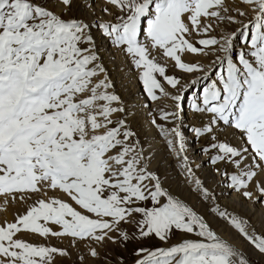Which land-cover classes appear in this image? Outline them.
Masks as SVG:
<instances>
[{
    "label": "snow or ice",
    "instance_id": "1",
    "mask_svg": "<svg viewBox=\"0 0 264 264\" xmlns=\"http://www.w3.org/2000/svg\"><path fill=\"white\" fill-rule=\"evenodd\" d=\"M104 5L110 20L97 15L96 0H0V202L23 206L0 224V264H56L71 255L23 236L68 238L78 252L82 246L80 264H113L108 245L127 250L149 240L169 246L136 247L133 264H259L264 230L195 176L182 115L186 93L208 81L192 91L200 124L191 131L209 138L203 151L214 153L222 182L264 204V0ZM94 30L128 58L150 102H170L158 112L146 104L148 123L177 155L202 211L153 166L154 149L132 127Z\"/></svg>",
    "mask_w": 264,
    "mask_h": 264
},
{
    "label": "bare ground",
    "instance_id": "2",
    "mask_svg": "<svg viewBox=\"0 0 264 264\" xmlns=\"http://www.w3.org/2000/svg\"><path fill=\"white\" fill-rule=\"evenodd\" d=\"M104 6H106L104 5V3L103 4L99 3V1L96 0L97 15L101 16L102 19L104 20L112 19L111 16L104 15L100 11V9ZM80 11L83 12L82 9ZM234 27L235 26H233V28ZM213 35H215V33H213ZM94 36L96 39L101 60L105 68L107 69V73L110 77V81L115 86V91L122 97V99L125 102L128 103L127 107L129 109V113H128L129 119L132 122L133 118L137 117L143 121L145 119L146 121V125L145 127H143L142 132L149 133L150 145L153 147L154 155H155V161L153 166L157 168V166L161 163L164 172L165 173L167 172L166 174L170 176V179H172L174 182H179L184 185V180L179 175L180 170L178 168V164L180 161L178 160L177 155L173 152H170L167 149L164 140L162 139L158 130L155 127H151L148 123L151 113L147 111L145 105L146 104L148 105L149 99L147 98L143 90V87L137 81L136 72H134V69H132L133 67L130 68L129 64L126 63L125 61L124 55L118 52V50H116L114 46L109 42V40L103 37L98 30H94ZM198 38L199 37L193 36V39H198ZM186 57L187 60L201 59L200 57H196L192 55H186L185 58ZM126 65L130 68V69L128 68L129 71L128 70L126 71L127 73L124 72ZM187 79L188 78L186 77V80ZM205 84L206 83H204L203 85ZM135 85H137V89ZM138 96L141 97V101H139ZM190 104H191V99H190ZM149 106L154 111L158 112L160 108L170 107V102L166 98H162L161 101L159 102L149 103ZM182 124H183V132L186 130H188L189 132L187 136L184 135L185 144H186L185 155L188 156L191 154L195 158V163L191 166L194 170L195 176L197 174V171H200L203 173V176L206 178L207 181H210L211 179V181L213 183L218 184V186L222 184L223 186L217 192L218 194L217 199L219 203L222 206L228 207L229 205L230 206L235 205L241 207L244 210H247L250 216L253 218L254 225H256L257 227L261 226L262 222H264V207L261 206V204L253 203V202L243 203L242 202L243 200H241L236 193L232 194L233 191L228 187L226 178H223V182H222V178L217 173H214L215 170L213 172L212 169L208 167V161L210 160L211 156L208 153H204L203 144L195 141L197 138L194 136L191 129L193 126H199L200 120L198 118L193 117L190 108L188 109L187 113L184 114L183 112ZM223 131L224 129L221 128L220 132ZM228 137H231V135L229 134ZM233 141L236 142L235 140ZM192 197L197 198L194 195ZM21 207L23 206H19L15 204H9L7 207H5L3 206V203L0 202V224L12 222L13 214L21 211ZM257 207H259L260 209ZM25 237L27 240H29L32 243L42 244L43 241V239L39 240L35 236H25ZM63 241L66 247L70 248V251L74 252V249L76 248L70 245V240L65 239ZM81 251L84 252L82 250V246H81ZM261 259L264 261V258H260L259 260Z\"/></svg>",
    "mask_w": 264,
    "mask_h": 264
},
{
    "label": "rangeland",
    "instance_id": "3",
    "mask_svg": "<svg viewBox=\"0 0 264 264\" xmlns=\"http://www.w3.org/2000/svg\"><path fill=\"white\" fill-rule=\"evenodd\" d=\"M99 1V3H104V0H97ZM82 12L80 10H77L76 8L73 9V13L74 15H79L81 14ZM96 32V31H95ZM101 46V45H100ZM239 45H237L238 47ZM103 47V46H102ZM115 48V47H114ZM116 49V48H115ZM101 50V49H100ZM117 50V49H116ZM118 52H120L118 50ZM122 55H124L122 52H120ZM124 58H125V61L126 63L129 64L130 68L133 67L132 64H130L128 62V58L124 55ZM185 58V57H184ZM187 60V57L185 58ZM129 67L126 65L125 66V70L124 72H126L127 70L129 71L128 69ZM133 69V68H132ZM134 72H136L134 70ZM127 73V72H126ZM177 75H180V73H177ZM186 79V77H185ZM204 83H208V81H202L201 83H198L196 86H195V89H190L187 93H186V100L184 102V114L187 113L188 109L190 108L191 110V104H190V99H191V95H192V91H199L201 88H202V85ZM136 86V89H137V85ZM142 86V85H141ZM201 87V88H200ZM138 99L139 101H141V97L138 96ZM144 101V100H143ZM142 101V102H143ZM126 105L128 104L127 102H125ZM149 103H151L150 101L148 102V105ZM132 123V127L134 129H136L141 137L142 140H147L148 143L150 144V141H149V133H143L142 130H143V127H145L146 125V121L144 119L141 120L140 118H137V117H134L133 118V121L131 122ZM171 125H169L170 127ZM156 128V127H155ZM157 129V128H156ZM158 130V129H157ZM189 132L188 130L184 131V135H188ZM221 139H223L224 137L221 136L220 137ZM229 140H232V143H236L233 141L232 137H228ZM196 142L198 143H201L204 145V148L207 147L209 144H210V140L207 136L205 137H202V138H199V139H196L195 140ZM203 148V149H204ZM168 149V148H167ZM204 153H208L210 156H212L214 153L213 152H205ZM188 157V163L192 166L194 163H195V158L190 154L187 156ZM208 167L212 169V171L214 172L215 170V167L216 165H213L211 163V161L209 160L208 161ZM220 167H224V165H220ZM157 169L159 170V172L161 173V175H167L168 177H170L168 174H166L164 172V169L161 165V163L157 166ZM229 171H231V167L229 166ZM216 173V172H214ZM196 177H198L202 182L203 184L209 188L212 192L214 191V194H215V197L218 198V194L217 192L219 191V189L223 186L222 184L220 186H218V184L216 183H213L210 179V181H207L206 178L203 176V173L200 172V171H197V174H196ZM220 179V178H219ZM170 183H171V186L173 188L174 191H177L179 193H181V196L186 199L189 203H191L193 206L197 207V210L199 211H202L203 210V206L200 205L198 203V198H193L190 193H189V190L187 189V187H185L182 183H179V182H174L172 179H170ZM179 188V189H178ZM186 188V189H185ZM235 192L233 191L232 194H234ZM186 194V195H185ZM237 194V193H236ZM238 195V194H237ZM239 196V195H238ZM239 198L241 200H243L242 202L245 203V202H251V201H248V200H245L243 199L242 197L239 196ZM245 200V201H244ZM258 204H261V206L264 207V204L262 203H258ZM226 207V206H225ZM229 210L231 211H234V212H238L244 216H247L251 222L254 224L253 222V218L250 216L249 212L247 210H244L242 209L241 207H238V206H228L227 207ZM259 208V207H257ZM260 209V208H259ZM240 211V212H239ZM23 212V207H21V211H19V213H22ZM248 213V214H247ZM17 212L13 214V218H12V222L14 221L15 219V216H16ZM260 223V222H259ZM258 230H264V222H262L261 226H258L257 227ZM37 239L39 240H42L43 238H40L38 236H35ZM22 238L26 239L25 236H23ZM65 239H68V238H63V239H58V238H54V237H50L48 238L47 240L43 239L42 241V244H48V245H51V246H55L59 249H68V251L71 253V255L69 257H64V258H57V261H56V264H80V261L78 260V255H84L85 253L80 251L78 252L77 249H74V252L73 251H70V248L66 247V245L64 244V241ZM69 240V239H68ZM176 242V238H173L172 241H170V243H175ZM139 246H145V247H168L169 245L167 244H163L162 242L160 241H157V240H149V241H145L143 243V245H140L138 243H130L127 247V250H124L122 248H120L119 246H114V245H108V251L110 253V256L113 258V264H114V258L116 256H123L124 259H125V264H133V249L136 248V247H139ZM76 250V251H75ZM83 253V254H82ZM103 255V253H102ZM84 264H102V261L100 260H95V259H92V258H86L85 261H84ZM259 264H264V261L261 259L259 260Z\"/></svg>",
    "mask_w": 264,
    "mask_h": 264
}]
</instances>
